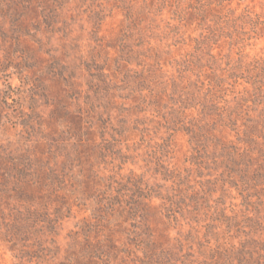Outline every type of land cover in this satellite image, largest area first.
I'll return each mask as SVG.
<instances>
[{
	"label": "rangeland",
	"instance_id": "rangeland-1",
	"mask_svg": "<svg viewBox=\"0 0 264 264\" xmlns=\"http://www.w3.org/2000/svg\"><path fill=\"white\" fill-rule=\"evenodd\" d=\"M262 85L264 0H0V264H67L140 187L179 202L149 209L160 249L262 238ZM43 206L37 256L8 225Z\"/></svg>",
	"mask_w": 264,
	"mask_h": 264
},
{
	"label": "trees",
	"instance_id": "trees-1",
	"mask_svg": "<svg viewBox=\"0 0 264 264\" xmlns=\"http://www.w3.org/2000/svg\"><path fill=\"white\" fill-rule=\"evenodd\" d=\"M255 69H258L257 66ZM255 79L261 78L256 76ZM262 87L264 89L263 85ZM256 122L257 120L252 123ZM245 135L250 142L256 143L252 137L250 138L247 132ZM262 137L264 139L263 135ZM247 153L248 150H245L243 155ZM136 193L135 198H131L133 201L131 202L132 206L129 207L128 205V208L121 205L115 209L114 200L118 201L117 205H120L122 198L120 193L119 196L111 199L112 203L108 200L103 210L99 211L102 214L96 218L93 217L96 219V222L85 225L83 230H85L86 236L82 242L83 249L81 254L75 255L73 258H67V264H264V236L259 239L250 237L246 241H242L239 247L231 245L230 249H222L221 241L217 238L215 240L217 244L214 245L215 247L211 246V241L205 240L207 244L198 243L200 247L198 257H195L191 252H183L184 246L179 238L175 239L177 242L176 252L168 249H160L154 240L155 237L148 222L153 212L149 209L156 208L154 199L162 201V205H159L162 208L167 207L165 201H169L177 207L179 202L174 201V198L169 196H154L150 191L145 194L141 187L137 189ZM179 209L181 210L180 206ZM166 210L171 212L169 207ZM47 211L48 208L46 206L36 211L33 208H24L23 212L17 214V222L8 225L10 239L21 237L20 239L23 242H27V237L35 234L38 237L36 239H39L36 240L38 252L35 251V254L38 256L39 253L49 251V248H45L44 243L38 235L46 229L51 233L55 231L56 225L59 224L58 221L62 220V210L57 209L56 217H58V220L57 218L50 219ZM106 212H108V215L103 216ZM113 212L116 213L115 216L112 215ZM130 219L133 222L135 221V223L132 224L131 228H127L125 224ZM247 219L254 224L251 226L254 231L248 233V235H257L256 229L263 227V225L254 222L250 217ZM111 220H115V223H112ZM210 228H212L210 224L206 226L207 235H211L210 231L212 230ZM193 230H195V234H200L199 230ZM120 233H126L128 235V239L134 244L133 249L122 241V238L119 236L121 235ZM13 241L11 240V242ZM32 255L28 254L30 257ZM23 257L25 258L26 256L23 255ZM17 258L21 260V256H17Z\"/></svg>",
	"mask_w": 264,
	"mask_h": 264
}]
</instances>
